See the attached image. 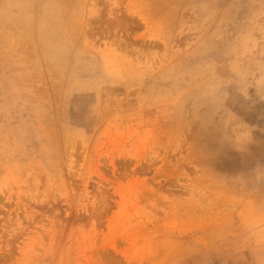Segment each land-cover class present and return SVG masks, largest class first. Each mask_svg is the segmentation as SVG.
<instances>
[{"label": "rangeland", "instance_id": "1", "mask_svg": "<svg viewBox=\"0 0 264 264\" xmlns=\"http://www.w3.org/2000/svg\"><path fill=\"white\" fill-rule=\"evenodd\" d=\"M0 264H264V0H0Z\"/></svg>", "mask_w": 264, "mask_h": 264}]
</instances>
